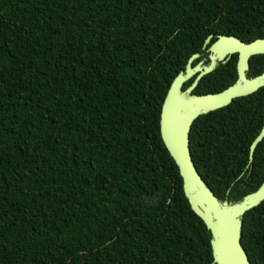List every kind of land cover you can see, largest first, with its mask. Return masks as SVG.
<instances>
[{
	"label": "trees",
	"instance_id": "obj_1",
	"mask_svg": "<svg viewBox=\"0 0 264 264\" xmlns=\"http://www.w3.org/2000/svg\"><path fill=\"white\" fill-rule=\"evenodd\" d=\"M217 34L262 37L264 0H0V264L210 263L158 115ZM234 59L191 92L232 83ZM263 69L249 57L247 76ZM263 115L264 85L190 124L191 160L218 199L260 183L263 139L250 167L247 152ZM239 240L264 264V199Z\"/></svg>",
	"mask_w": 264,
	"mask_h": 264
},
{
	"label": "water",
	"instance_id": "obj_2",
	"mask_svg": "<svg viewBox=\"0 0 264 264\" xmlns=\"http://www.w3.org/2000/svg\"><path fill=\"white\" fill-rule=\"evenodd\" d=\"M208 35L202 48L208 52V63L200 60L192 63L198 53H192L183 70L171 79L162 98L158 131L160 139L173 160L181 180V189L191 211L202 221L209 232L211 261L209 264H250L240 243L241 219L245 211L264 199V169L258 186L239 199H218L201 179L189 153L188 130L200 114L220 108L231 99L252 93L264 85V69L247 77L248 59L255 54L264 55V35L250 41H242L235 35L217 34L210 41ZM236 53V77L224 88L203 94L192 93L197 81L209 73L218 62ZM193 76V77H192ZM191 82L182 88L185 81ZM264 141V115L261 126L248 145L247 165L250 167L256 144Z\"/></svg>",
	"mask_w": 264,
	"mask_h": 264
},
{
	"label": "flooded vegetation",
	"instance_id": "obj_3",
	"mask_svg": "<svg viewBox=\"0 0 264 264\" xmlns=\"http://www.w3.org/2000/svg\"><path fill=\"white\" fill-rule=\"evenodd\" d=\"M204 52H205V55H202L201 56V59H199L201 62H202V64H207L208 63V57H207V55H208V52H206L205 50H204ZM235 56V59H234V69H235V63H236V59H237V54L236 53H233V54H231L228 58H226L223 62H218V63H224V62H226L229 58H231V56ZM205 59H207V61H204ZM217 63V64H218ZM216 64V65H217ZM247 70H248V68H247ZM247 70L245 71V75L247 76ZM235 74H236V70H235ZM193 77V76H192ZM236 77V76H235ZM247 77H249V76H247ZM235 79V78H234ZM233 82V81H232Z\"/></svg>",
	"mask_w": 264,
	"mask_h": 264
},
{
	"label": "rangeland",
	"instance_id": "obj_4",
	"mask_svg": "<svg viewBox=\"0 0 264 264\" xmlns=\"http://www.w3.org/2000/svg\"><path fill=\"white\" fill-rule=\"evenodd\" d=\"M197 58V57H196Z\"/></svg>",
	"mask_w": 264,
	"mask_h": 264
}]
</instances>
